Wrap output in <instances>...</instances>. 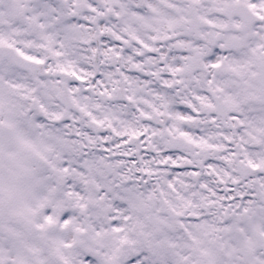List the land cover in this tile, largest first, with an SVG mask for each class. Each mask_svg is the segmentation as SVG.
I'll list each match as a JSON object with an SVG mask.
<instances>
[{
	"label": "flooded vegetation",
	"instance_id": "af4514ba",
	"mask_svg": "<svg viewBox=\"0 0 264 264\" xmlns=\"http://www.w3.org/2000/svg\"><path fill=\"white\" fill-rule=\"evenodd\" d=\"M251 11L238 0H0V143L22 187L40 176L33 201L51 160L117 209L126 193L149 194L164 232L264 223V13Z\"/></svg>",
	"mask_w": 264,
	"mask_h": 264
},
{
	"label": "rangeland",
	"instance_id": "374dc122",
	"mask_svg": "<svg viewBox=\"0 0 264 264\" xmlns=\"http://www.w3.org/2000/svg\"><path fill=\"white\" fill-rule=\"evenodd\" d=\"M244 1L264 10V0ZM4 107L6 99L0 93V108ZM6 135L8 143L7 131ZM53 144L56 153L58 146ZM56 165L57 161H47L50 177L39 206L32 208L36 217L30 216V224L7 210L8 217L0 223V264H23L27 257L33 264H57L53 254L59 256L58 264H264V225L189 223L184 230L171 225L164 232L162 224L157 225L163 220L154 218L159 220L156 224L146 214L147 194L138 200V194L126 193L124 206L117 209V201L113 206L110 196L87 189L81 170L74 176L64 166L59 175ZM37 180L31 191L19 185L17 196L31 194L33 200ZM129 197L139 205L131 207ZM36 227L46 230L43 236L35 234ZM59 231L61 239L55 236Z\"/></svg>",
	"mask_w": 264,
	"mask_h": 264
}]
</instances>
